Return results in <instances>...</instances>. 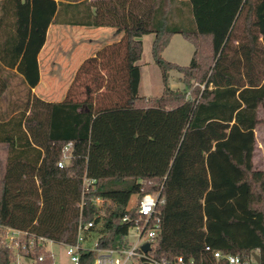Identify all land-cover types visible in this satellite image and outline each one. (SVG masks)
I'll list each match as a JSON object with an SVG mask.
<instances>
[{
	"label": "trees",
	"instance_id": "trees-1",
	"mask_svg": "<svg viewBox=\"0 0 264 264\" xmlns=\"http://www.w3.org/2000/svg\"><path fill=\"white\" fill-rule=\"evenodd\" d=\"M186 17L192 28L181 24ZM51 24L123 33L80 66L75 80L80 73L91 80L84 99L72 91L74 82L62 101L32 92ZM176 33L195 46L187 66L163 57ZM147 34L154 35L152 54L163 72L161 96L139 91ZM172 70L182 74L183 90L170 86ZM17 75L28 92L0 109V264L12 262L6 228L28 232L20 253L36 264H55L41 253L46 243H76L80 224L90 221L80 264L95 263L97 252L87 243L94 234L97 248H131L130 230L146 222L139 201L149 193L159 195L147 223V229L159 226L155 256L228 264L214 251L254 261L259 253L258 264H264V170L254 164L264 105V0H5L1 102ZM166 144L171 151L159 171L152 165ZM108 151L141 155L151 170L106 174V165L90 174L89 160L95 165ZM87 175L96 181L87 185ZM135 195L138 202L130 207ZM99 197L107 200L101 206Z\"/></svg>",
	"mask_w": 264,
	"mask_h": 264
},
{
	"label": "rangeland",
	"instance_id": "rangeland-1",
	"mask_svg": "<svg viewBox=\"0 0 264 264\" xmlns=\"http://www.w3.org/2000/svg\"><path fill=\"white\" fill-rule=\"evenodd\" d=\"M187 18V17H186ZM184 27L192 28L193 25L189 22V19L182 18V22ZM65 27V26H63ZM66 30L68 34V38L65 41L64 47L68 51V58L69 63L71 66L73 64H77L81 57L88 56L92 50H97L102 44H104L105 40L108 39V36L111 34L108 32L109 28H103L105 29V34L96 35V39H102L99 43L97 49H95L97 46H94L95 44L92 43V40H89L91 37H93L91 29H94L92 31H97L95 28H88V27H74V29H78L77 33L74 34V32L69 31L70 27H67ZM72 28V27H71ZM72 32V33H71ZM109 33V34H108ZM74 35L81 36L78 37L81 41V43L76 44V40L73 39ZM94 38V37H93ZM142 40L144 42V51L142 54V58L139 61V64L141 66V83H140V94L147 97H154V96H161L164 91V79H163V72L161 68L156 64L153 54H152V44L154 40L153 34H147L142 37ZM79 41V42H80ZM95 42V41H93ZM63 49V48H62ZM57 52V55H59L58 49L55 50ZM195 51L194 44L186 39L182 34L176 33L173 35L170 44L163 52V57L171 62L177 63L182 66H187L191 63L193 55ZM61 52V51H60ZM79 70V69H78ZM78 72V71H77ZM77 74V73H76ZM169 83L170 86L173 89H179L183 90L185 85L182 81V74H180L176 70H172L170 73ZM89 76H86L84 73H80L78 76V79L73 80L74 84V92L78 95V98L84 99L85 97V86L87 83H90L91 80H88ZM46 81V80H45ZM69 83V80H68ZM72 85V84H71ZM99 98V96H98ZM3 102V100H2ZM2 102L0 101V109L2 108ZM258 116L261 119L260 124L256 128V148H255V154H254V164L257 169H264V105L261 106L258 110ZM182 119L179 122V128L182 127ZM150 123L147 124L149 127ZM151 127V126H150ZM166 133H163V137ZM174 134V133H173ZM176 136V134H174ZM174 136V137H175ZM103 137V135H102ZM171 139V135H170ZM165 148L160 150L157 157L155 159V164H151L148 159L144 161V159L141 157V155H131V156H125L122 155L120 151L119 152H111L108 151V154L104 157H99L96 161V164L93 165L91 161L89 160V169L90 174H96L99 173L100 168H105L106 165L110 166L107 168L104 172L106 174H137V173H145L150 171V167L157 168L159 171H163L166 167L168 157L171 151V145L166 144L164 145ZM169 147V148H168ZM153 150L154 148L150 146V150ZM5 153L3 146H0V164L3 162ZM125 156V157H124ZM152 165V166H151ZM96 172V173H95ZM102 172V171H100ZM88 176V175H87ZM91 178L90 176H88ZM138 202V196H133V198L130 201V207H133ZM138 231L136 228H132L130 230L128 239L131 244L136 243L138 239ZM7 236V231L5 233V238ZM96 234H94L92 237L88 238L87 243L92 246L93 242L96 240ZM46 250H42L41 253L43 256H48L52 254L55 259V264H72L70 260V256L67 253V246L65 244H58L54 242L46 243ZM29 264H36L35 261L29 262Z\"/></svg>",
	"mask_w": 264,
	"mask_h": 264
},
{
	"label": "built area",
	"instance_id": "built-area-1",
	"mask_svg": "<svg viewBox=\"0 0 264 264\" xmlns=\"http://www.w3.org/2000/svg\"><path fill=\"white\" fill-rule=\"evenodd\" d=\"M71 142H69L64 148V156L68 158L67 151L71 148ZM64 161H60L59 165L63 166ZM95 178H89L86 176L85 183L87 185L94 183ZM158 194H146L144 195L139 203V214L141 218L146 220L144 225H137L135 228L138 231V239L136 243L132 244L131 248H97L95 245L91 246V249L97 252L95 263L94 264H195V259L191 258L186 260L183 256L176 257L173 261L166 258L155 256L153 253L154 244L152 239L156 236L158 231V224L154 228L147 229V223L149 219L153 216L156 211V206L158 203ZM107 200L104 198H97L96 204L98 206L103 205ZM82 212H84L82 210ZM124 220H128V217H125ZM94 226V221H90L86 224H80L79 234L76 243L65 244L67 246V253L70 256L72 264H80V252L82 249H85V234L84 231L90 227ZM7 231V240L9 242V247L13 250L12 262L11 264H29L30 259L20 253L21 247H26V244L22 245V240L28 235L27 231L15 229V228H6ZM129 236V235H128ZM41 241H45L44 238H40ZM52 241H49L50 243ZM150 243V250L144 251L143 245ZM32 244V241H31ZM208 250H211V247H207ZM52 256H54L52 254ZM214 257L220 261L222 259L226 260L228 264H258L257 261L252 259L243 260L238 255L233 254H222L220 251H214ZM39 260H43V256L39 257Z\"/></svg>",
	"mask_w": 264,
	"mask_h": 264
},
{
	"label": "crops",
	"instance_id": "crops-1",
	"mask_svg": "<svg viewBox=\"0 0 264 264\" xmlns=\"http://www.w3.org/2000/svg\"><path fill=\"white\" fill-rule=\"evenodd\" d=\"M5 0H0V5ZM65 26V27H63ZM69 28V31L74 32V34L77 33L78 29H74V27H84V26H71V25H64V24H51L48 33H47V39L46 42L42 48V50L39 53V66H40V82L39 84L32 89L33 94L40 96L41 98H44L49 101H62L66 98L68 90L77 75V71L82 65V63L85 61L86 58L90 56H94L98 50L102 49L103 47L112 44L114 42H118L123 37V33L121 34H115V28L112 27H88V28H95L97 31H92L94 29H91L93 37H91L89 40H92V43H96L94 46H99L100 41L102 39H96V35L105 34V29L103 28H109L108 31L111 35L108 36V39L105 40L104 44H102L99 48L98 46L95 48L97 50H92V52L86 56L81 57L79 62L76 64L69 63L68 58V51L65 49L64 44L67 40V32L66 30ZM72 27V28H71ZM71 32V33H72ZM108 33V34H109ZM77 36L74 35L73 39H75L77 43H81L80 39ZM80 41V42H79ZM95 41V42H93ZM63 48V49H62ZM58 49L59 55H57V52L55 50ZM61 51V52H60ZM46 80V81H45ZM69 80V83H68ZM13 85L3 95V102H2V108L6 109L12 98H16L18 96H21L24 94L25 91L28 92L27 84L23 82V79L20 75L14 76L12 79ZM141 83V82H140ZM149 109L139 110L136 111V114L142 116L144 115ZM256 132V130H255ZM260 169V168H259ZM264 170V169H262Z\"/></svg>",
	"mask_w": 264,
	"mask_h": 264
},
{
	"label": "water",
	"instance_id": "water-1",
	"mask_svg": "<svg viewBox=\"0 0 264 264\" xmlns=\"http://www.w3.org/2000/svg\"><path fill=\"white\" fill-rule=\"evenodd\" d=\"M150 248H151L150 247V243H146V244L143 245V250L144 251H149ZM254 256H255L256 261L259 263L260 262V254L259 253H255Z\"/></svg>",
	"mask_w": 264,
	"mask_h": 264
}]
</instances>
